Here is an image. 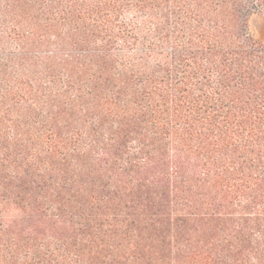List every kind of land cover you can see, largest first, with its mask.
<instances>
[{
	"label": "trees",
	"instance_id": "obj_1",
	"mask_svg": "<svg viewBox=\"0 0 264 264\" xmlns=\"http://www.w3.org/2000/svg\"><path fill=\"white\" fill-rule=\"evenodd\" d=\"M264 0H0V264H264Z\"/></svg>",
	"mask_w": 264,
	"mask_h": 264
},
{
	"label": "rangeland",
	"instance_id": "obj_2",
	"mask_svg": "<svg viewBox=\"0 0 264 264\" xmlns=\"http://www.w3.org/2000/svg\"><path fill=\"white\" fill-rule=\"evenodd\" d=\"M250 32L260 41L264 40V24L259 17H253L250 20Z\"/></svg>",
	"mask_w": 264,
	"mask_h": 264
}]
</instances>
